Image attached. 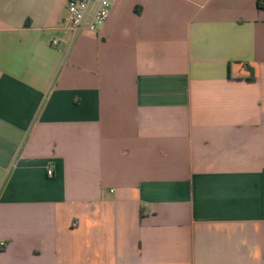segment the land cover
Here are the masks:
<instances>
[{
    "label": "crops",
    "instance_id": "crops-1",
    "mask_svg": "<svg viewBox=\"0 0 264 264\" xmlns=\"http://www.w3.org/2000/svg\"><path fill=\"white\" fill-rule=\"evenodd\" d=\"M110 1L0 0V264H264V10Z\"/></svg>",
    "mask_w": 264,
    "mask_h": 264
},
{
    "label": "built area",
    "instance_id": "built-area-1",
    "mask_svg": "<svg viewBox=\"0 0 264 264\" xmlns=\"http://www.w3.org/2000/svg\"><path fill=\"white\" fill-rule=\"evenodd\" d=\"M95 0H69L67 14L61 23V26L73 33H76L82 26L91 4ZM112 4L110 0H99L98 9L94 15L91 27L95 29L97 25L104 24L110 17ZM49 176L53 171L49 170Z\"/></svg>",
    "mask_w": 264,
    "mask_h": 264
},
{
    "label": "trees",
    "instance_id": "trees-1",
    "mask_svg": "<svg viewBox=\"0 0 264 264\" xmlns=\"http://www.w3.org/2000/svg\"><path fill=\"white\" fill-rule=\"evenodd\" d=\"M257 2V7L260 9V10H264V0H256ZM249 82H254L255 81V77H254V74L252 73L251 77H249L247 79Z\"/></svg>",
    "mask_w": 264,
    "mask_h": 264
}]
</instances>
